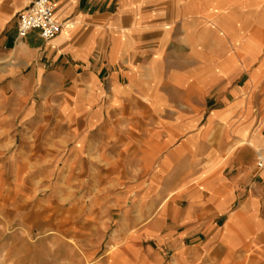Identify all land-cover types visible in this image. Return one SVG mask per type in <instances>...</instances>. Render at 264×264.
Wrapping results in <instances>:
<instances>
[{
  "label": "crops",
  "instance_id": "0c3cea01",
  "mask_svg": "<svg viewBox=\"0 0 264 264\" xmlns=\"http://www.w3.org/2000/svg\"><path fill=\"white\" fill-rule=\"evenodd\" d=\"M33 1L0 0V90L59 108L48 145L143 174L137 217L158 225L133 240L163 264H264V0H53L58 35L19 39Z\"/></svg>",
  "mask_w": 264,
  "mask_h": 264
},
{
  "label": "rangeland",
  "instance_id": "374dc122",
  "mask_svg": "<svg viewBox=\"0 0 264 264\" xmlns=\"http://www.w3.org/2000/svg\"><path fill=\"white\" fill-rule=\"evenodd\" d=\"M20 96L0 90V264H110L111 258L121 264L119 249L137 257L128 264H163L156 242L133 240L138 227L158 225L137 217L143 174L125 172L123 180L113 181L110 172L93 169L95 155L73 152L74 139L57 148L48 145L59 141L46 137L63 126L59 108L40 106L36 93L28 103ZM157 192L152 186L146 200L154 203ZM45 202L54 209L40 222L39 204ZM173 253L164 252L166 263ZM172 264L193 263L182 251Z\"/></svg>",
  "mask_w": 264,
  "mask_h": 264
},
{
  "label": "built area",
  "instance_id": "2783aa9c",
  "mask_svg": "<svg viewBox=\"0 0 264 264\" xmlns=\"http://www.w3.org/2000/svg\"><path fill=\"white\" fill-rule=\"evenodd\" d=\"M32 30H38L44 40L55 38L61 30V24L55 18L53 0H34L30 6L19 14L17 36L25 38ZM258 168H264V152L256 158Z\"/></svg>",
  "mask_w": 264,
  "mask_h": 264
},
{
  "label": "bare ground",
  "instance_id": "6f19581e",
  "mask_svg": "<svg viewBox=\"0 0 264 264\" xmlns=\"http://www.w3.org/2000/svg\"><path fill=\"white\" fill-rule=\"evenodd\" d=\"M64 207V206H63ZM52 209H54V207H52V204L50 202H45L43 204H39V211H38V217L40 222L42 221V219H44V215H48L47 213H49ZM49 216V215H48ZM47 216V218H48ZM25 223V222H24ZM147 223V222H146ZM75 244V243H74ZM71 246V245H70ZM121 254V255H120ZM126 254L124 249H119L116 253L115 256H122V260L123 261L121 264H128L129 260L133 261L135 259H137V257L135 255H123ZM143 256V255H142ZM153 256V255H152ZM149 258V257H148ZM176 263V262H175ZM110 264H118L115 262V259L110 260ZM133 264H137V263H133ZM147 264H151L150 262H148Z\"/></svg>",
  "mask_w": 264,
  "mask_h": 264
}]
</instances>
